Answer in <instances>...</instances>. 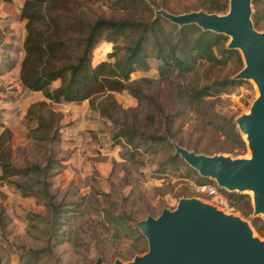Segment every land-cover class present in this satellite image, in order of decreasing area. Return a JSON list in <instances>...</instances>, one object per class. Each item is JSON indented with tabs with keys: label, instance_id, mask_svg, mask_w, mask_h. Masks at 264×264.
I'll return each instance as SVG.
<instances>
[{
	"label": "rangeland",
	"instance_id": "1",
	"mask_svg": "<svg viewBox=\"0 0 264 264\" xmlns=\"http://www.w3.org/2000/svg\"><path fill=\"white\" fill-rule=\"evenodd\" d=\"M80 1L83 3L79 9L90 20L99 15L150 20L154 8L160 4L179 12L195 2L145 0L151 10H129L115 5L113 0ZM18 2L0 1V130L2 126L9 128L11 161L23 165L26 160L40 161L45 151L43 146H38L25 134L26 127L34 122L24 118V111L30 101L40 99L42 95L39 91L24 88L18 80L20 43L24 33L23 20L18 16ZM251 6L250 0V11ZM257 27L264 33L262 12ZM124 42L125 38L121 37L115 44L122 46ZM111 50L110 42L99 41L93 50L91 63L108 58ZM147 61L149 69L142 74L131 72L130 80L142 75L158 77L156 66L160 60L150 56ZM192 65L198 68V83L204 81V76L212 79L233 77L237 71L231 59L224 65H213L205 58H196ZM177 80L181 83L180 78ZM246 80L248 84L219 94V100L213 101L210 109L213 118L234 119L248 111L257 91L253 82ZM57 83L58 80H54L50 86ZM137 84L152 97L147 98L148 105L143 107L138 106L136 98L127 90L113 92L119 105L128 114H133L132 119L126 116L127 123L133 121L146 131L162 132L171 141L181 138L197 149L216 150L229 146L227 139L213 132L201 115L185 105L180 86H166L162 80ZM169 87L173 88L172 93ZM51 106L59 110L61 117L53 152L56 162H52L48 175L45 178L36 175L37 181L26 179L33 189L27 194L0 178V212L5 220L0 231V264H92L97 256L104 264H112L115 259L131 260L135 254L144 253L147 244L145 238L133 237L128 230L129 225L136 227L137 220L146 215H158L162 207L175 208L179 197H196L226 213L239 215L249 223L252 234L264 240V235H258L250 224V218L256 215L264 222V214L251 212L246 217L241 216L217 190L215 179L203 176L206 180L198 183L195 177L184 176L182 171L162 168L159 161L172 151L167 143L147 148L139 145L133 149L122 137L113 138L116 123L92 109L87 99L53 102ZM166 119L172 120L169 128H166ZM214 153L231 157L249 155L247 146L235 155L220 151ZM202 184L214 186L215 194L200 191L198 186ZM49 199L62 206L56 228L58 240L50 242V256L35 257L27 249L45 244L49 231L50 211L46 204Z\"/></svg>",
	"mask_w": 264,
	"mask_h": 264
},
{
	"label": "trees",
	"instance_id": "2",
	"mask_svg": "<svg viewBox=\"0 0 264 264\" xmlns=\"http://www.w3.org/2000/svg\"><path fill=\"white\" fill-rule=\"evenodd\" d=\"M10 1V0H0ZM115 5L129 10H151L145 0H113ZM80 0H19L18 16L23 20V37L21 40V58L18 66V80L21 86L30 91H39L42 98L30 101L24 111V118L34 122L26 127V136L34 139L38 146H43V159L26 160L23 165L12 163L10 156V130L2 126L0 130V178L13 184L21 193L33 192L26 179L36 175L45 178L51 168L54 145L58 140L59 110L51 106L59 101H82L87 99L89 106L100 115L116 123L117 129L113 138L122 137L133 149L143 145L145 148L159 143H167L172 149L159 163L162 168L168 167L182 171L184 176L195 177L198 183L206 178L189 166L177 153L173 144H178L197 153L214 154L228 152L231 155L243 151L246 142L235 125L234 119L216 120L210 109L213 101L219 100V94L232 91L236 86L248 84L246 79L222 76L212 79L204 76L198 83V68L192 65L196 58H205L213 65H224L232 60L237 71L243 61L236 48L227 47V35L210 29H202L195 23L178 25L156 13L163 8L169 12L181 13L190 10L224 13L228 0H195L179 12L171 11L166 4H160L153 10L150 20L128 17L96 16L91 20L85 17L79 6ZM165 3V2H164ZM250 20L255 29L264 15V0H251ZM124 37L122 46L115 44L118 38ZM104 40L111 43L113 50L107 56L113 59H101L91 63L96 44ZM217 53L218 55H216ZM153 56L160 60L156 66L157 78L138 76L130 80L129 74L134 71L144 73L149 69L147 58ZM236 71V72H237ZM235 72V73H236ZM234 73V74H235ZM206 75V73H205ZM178 78L181 79V83ZM58 80L55 86L51 82ZM165 85L176 84L184 92V103L201 115L205 124L213 132L228 140L229 146L224 149H197L183 139H166L162 132H149L131 121H125L128 114L116 101L113 92L127 90L136 98L138 106L148 105L151 99L137 83L142 81H160ZM172 93L173 88L169 87ZM176 93H173L175 96ZM146 99V100H145ZM174 99V98H172ZM146 101V102H143ZM159 114L161 109L158 108ZM166 128L172 120L166 119ZM1 125V124H0ZM161 168V169H162ZM216 185V184H215ZM222 193L227 204L246 217L252 212L251 196L247 192L227 190L215 186ZM49 211V231L45 244L27 251L35 257L52 254L50 242L58 240L56 228L58 213L62 206L49 199L46 202ZM4 216L0 212V231L4 226ZM250 224L258 235H264V222L260 216L250 218ZM129 232L135 238H145L136 227L130 226Z\"/></svg>",
	"mask_w": 264,
	"mask_h": 264
},
{
	"label": "water",
	"instance_id": "3",
	"mask_svg": "<svg viewBox=\"0 0 264 264\" xmlns=\"http://www.w3.org/2000/svg\"><path fill=\"white\" fill-rule=\"evenodd\" d=\"M156 13L182 25L195 23L202 29L229 36L243 65L233 78H252L257 95L247 112L234 118L250 157L197 153L173 144L177 153L200 175L215 179L228 190H251L252 212L264 214V33L250 20V0H228L224 13L190 10ZM135 226L145 237L147 250L131 260L112 264H264V240L252 234L249 223L233 213L196 197H179L175 208L162 207L156 216L146 215ZM92 264H104L99 256Z\"/></svg>",
	"mask_w": 264,
	"mask_h": 264
},
{
	"label": "built area",
	"instance_id": "4",
	"mask_svg": "<svg viewBox=\"0 0 264 264\" xmlns=\"http://www.w3.org/2000/svg\"><path fill=\"white\" fill-rule=\"evenodd\" d=\"M198 189L200 191H204V192H206L208 194H215V192H216V188L214 186L210 185V184L199 185Z\"/></svg>",
	"mask_w": 264,
	"mask_h": 264
},
{
	"label": "bare ground",
	"instance_id": "5",
	"mask_svg": "<svg viewBox=\"0 0 264 264\" xmlns=\"http://www.w3.org/2000/svg\"><path fill=\"white\" fill-rule=\"evenodd\" d=\"M252 82H253V84L255 85V87H256V84H255V82L253 81V79L252 78H249ZM256 91H257V88H256ZM258 93V92H257ZM257 95V94H256ZM242 136L245 138V133L243 132L242 133ZM248 153H249V155L248 156H245V157H250V150L248 149ZM250 194H251V190L250 189H248L247 190Z\"/></svg>",
	"mask_w": 264,
	"mask_h": 264
}]
</instances>
